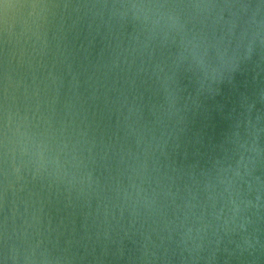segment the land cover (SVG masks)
Wrapping results in <instances>:
<instances>
[{
    "label": "water",
    "instance_id": "water-1",
    "mask_svg": "<svg viewBox=\"0 0 264 264\" xmlns=\"http://www.w3.org/2000/svg\"><path fill=\"white\" fill-rule=\"evenodd\" d=\"M0 264H264V0H0Z\"/></svg>",
    "mask_w": 264,
    "mask_h": 264
}]
</instances>
